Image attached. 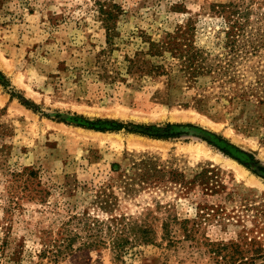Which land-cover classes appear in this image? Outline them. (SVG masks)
<instances>
[{"label":"rangeland","instance_id":"374dc122","mask_svg":"<svg viewBox=\"0 0 264 264\" xmlns=\"http://www.w3.org/2000/svg\"><path fill=\"white\" fill-rule=\"evenodd\" d=\"M229 3L250 6L259 45L237 62L227 97L217 87L196 103V89L126 72L142 33L190 17L198 43L217 48L212 9ZM101 7L117 32L105 55ZM0 74V264H264V0H0ZM143 155L164 173L127 193L114 170L133 177ZM107 184L112 215L150 230L149 243L127 232L121 256L106 227L105 244L84 246L85 221L70 218L106 221L95 196ZM65 227L80 236L52 259L44 238Z\"/></svg>","mask_w":264,"mask_h":264},{"label":"trees","instance_id":"16d2710c","mask_svg":"<svg viewBox=\"0 0 264 264\" xmlns=\"http://www.w3.org/2000/svg\"><path fill=\"white\" fill-rule=\"evenodd\" d=\"M103 6V5H102ZM213 14L221 17L222 25L221 31L218 34H222V37L218 35L216 46L217 48H208L201 46L197 40V26L195 18H187L186 22L178 25L172 31H166L153 38L147 34L142 33L141 46L138 48L132 56L126 55L124 61L126 62V72L128 74L140 73L150 76H165L170 86L184 84L187 89H196L194 95V102L199 103L201 97L206 96L207 90H214L217 87L220 90L217 94L223 97L226 95V87L232 82H235L237 76L235 75V69L237 62L258 50V45L252 40L253 36H248L246 24L248 22V14L250 12V6L244 7L241 4H219L213 7ZM100 16L104 29L106 32V47L102 50L105 55L106 52H111L116 44L113 40L117 34L116 28L112 23L113 12L111 10L100 8ZM106 75L107 72H106ZM113 76L112 79L118 77ZM3 76L0 74V81ZM120 77V76H119ZM211 83V87L207 86ZM3 84V83H2ZM173 86V87H177ZM11 98L16 97L22 101L28 108L36 109L35 105L31 102L23 100L22 97L16 95L14 92H10ZM123 127L122 124H119ZM97 130H102L99 127ZM3 125L0 122V132H3ZM151 136H163L158 131L148 133ZM5 136V135H4ZM7 148L3 145L0 152H3ZM157 162L150 156H140L132 165L133 177L126 176L124 170L121 171L120 166L114 171L119 173V180L123 185V188L128 192L133 190L135 182L140 184H147L154 177L161 178V174L164 173L163 169L157 168ZM23 172H14L12 177H19L24 174ZM33 170L29 171L27 177L32 175ZM23 189H28L27 180L22 181ZM113 185L107 184L96 192V198L99 200L100 207L109 216L106 221L100 222L96 218L83 215L84 218L77 216V214L71 216V220L79 218L84 219V226L82 230L85 235L82 244L89 247H97L106 243L104 239L100 238V234L103 228H107V235L110 240V244L115 248L117 256L124 254L125 246L128 244V238L126 233H133L136 241L142 243H149L148 228H144L140 225L123 224L125 217H114L112 211L116 204V196L113 192L107 193V190L111 189ZM34 196V195H33ZM110 198V199H109ZM114 199V201H112ZM43 201V198H42ZM69 222V221H68ZM187 221L182 222V226ZM68 224V223H64ZM119 225H122L120 227ZM186 230V227H183ZM164 236L168 231V223L163 226ZM188 235V234H186ZM79 234L67 230L66 227L57 233L54 237L46 236L44 238L45 250L48 251L52 259L64 257L73 251V244L78 240Z\"/></svg>","mask_w":264,"mask_h":264},{"label":"water","instance_id":"95a60500","mask_svg":"<svg viewBox=\"0 0 264 264\" xmlns=\"http://www.w3.org/2000/svg\"><path fill=\"white\" fill-rule=\"evenodd\" d=\"M193 134H195V133H193ZM198 136H201V137H204L205 135L204 134H199V133H196ZM207 139H209L208 138V136H207Z\"/></svg>","mask_w":264,"mask_h":264}]
</instances>
